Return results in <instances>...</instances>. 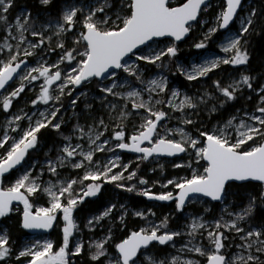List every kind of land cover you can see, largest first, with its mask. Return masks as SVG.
Here are the masks:
<instances>
[{
    "label": "snow or ice",
    "instance_id": "1",
    "mask_svg": "<svg viewBox=\"0 0 264 264\" xmlns=\"http://www.w3.org/2000/svg\"><path fill=\"white\" fill-rule=\"evenodd\" d=\"M15 6L0 0V222L19 213L29 235L0 228V264H264V71L249 48L264 0L214 15L212 0ZM163 158L191 174H140Z\"/></svg>",
    "mask_w": 264,
    "mask_h": 264
},
{
    "label": "trees",
    "instance_id": "2",
    "mask_svg": "<svg viewBox=\"0 0 264 264\" xmlns=\"http://www.w3.org/2000/svg\"><path fill=\"white\" fill-rule=\"evenodd\" d=\"M170 2L173 5H175L178 2V0H170ZM217 2H218V0L212 1L213 5H214V8L212 10H210V14L211 15L215 14V11H216L215 4ZM25 6H27L28 8H31L33 10V12H35L37 7H38V0H16V6L11 10L10 16L11 17H15L20 12V10L23 7H25ZM205 18H208V16L206 15ZM197 35H199V33H196L195 35L194 34H190L189 37L187 38L186 43H182L180 45V47L182 49V51H181V59L182 60H185V58L191 57V54L196 51L195 49L190 48V44L192 43V41L194 39H196ZM211 47L216 49V45L215 44L211 45ZM249 48H250V51L252 53L251 70L253 71V73L264 71V33H261L259 35L253 34L251 36V45L249 46ZM152 70L156 71V69H152ZM214 78H216V77H213V79ZM182 80H183V77H180L179 79H177V81H176L177 86H179V84H180V82ZM185 83H187V82H185ZM30 96H32V95H28L27 94L24 97V99L27 100L28 97H30ZM243 103H244V101L241 100V101L237 102L236 106L239 107ZM48 142L50 144L51 140H49ZM40 158L43 159V154L42 153L40 154ZM142 167H141V170H140V174H141V171H142ZM124 195L126 197L124 202L129 204L130 207H132V206L143 207L144 204H146V203L149 204V202L146 201L143 197H138V196H135L133 194H127V193H125ZM117 198H119V197H117ZM162 207H163L162 208L163 209L162 210L163 215L167 214L171 210V207H169V206L167 208H164V206H162ZM95 208H96V205H94V204L93 205H89L87 208H85L84 213H82V215L83 214H87L90 210H93ZM155 211L157 212L158 216H160L159 215L160 211H158L157 209H155ZM18 217H19V213L13 212L11 214V218L10 219H7V220H4V221L0 222V228H3V227L9 228L10 231H11L13 240L24 242L26 237H27V235L19 227ZM174 220L175 219H173V221H172L173 227H175ZM85 233H86V236H85L86 239L88 237H90V235H92L91 233H88V232H85ZM57 235H58V230H53V232L49 235V238L53 239V240H56L57 239Z\"/></svg>",
    "mask_w": 264,
    "mask_h": 264
},
{
    "label": "rangeland",
    "instance_id": "3",
    "mask_svg": "<svg viewBox=\"0 0 264 264\" xmlns=\"http://www.w3.org/2000/svg\"><path fill=\"white\" fill-rule=\"evenodd\" d=\"M3 35H4V33H3V32H0V40H2ZM216 50L219 51V49H218L217 47H216ZM52 59H55V55H54V54H53ZM182 62H187V61H186V59H185V60H182ZM220 75L223 76L224 73H220ZM214 77H215V76H214ZM214 79H215V78H214ZM90 88H91L92 90H94V86H91ZM190 91H193V90H190ZM27 94H28V95H33V93H31V92H28ZM23 103H24V101L22 100V101L20 102V105L23 106ZM94 107H95L97 113L103 111L102 109H100L98 103L95 104ZM83 109H84V104H83V103H80L78 111H79V110H83ZM66 115H67V118L71 121V123H74V122H75L74 119H72V117H73V113L71 112V110H69V112H68ZM0 121H2V117H0ZM82 122H83V121H82ZM175 123H176V121H172V124H175ZM129 156H131V155H129ZM187 159H188V157H187V156H184V160L187 161ZM167 161H169V160H167V159H161V161H160V163H163V164L165 165L163 171H161V169H160V168L158 167V165L155 164V163H145V164L141 165V167L143 166V167H142V171H141V175H145L146 177H149V178L155 179V178H157V177H160V178H163V177L171 178V177H173V176L176 175V174H179V175H181V176H184V175H190V174H191V172H190L189 169H187V168L175 169V168L172 167V164L169 163V162H167ZM178 162H179V161H178ZM153 167H156V168H157V172H156V173H152V172L150 171V169L153 168ZM159 190H161L159 185H156V187L153 188V191H159ZM148 202H149V201H148ZM151 203H152V202H149V204H151ZM167 207H168L167 205L164 206V208H167ZM20 208H22V205L20 206ZM162 208H163V207H157V208H156L158 211H160V212H159V213H160V214H159L160 216L163 215V212H162L163 209H162ZM170 211H171V210H170ZM170 211H169V212H170ZM193 211H195V212H199L201 215H209V218H210V214H205V213H204V206H203V205H200V204L190 205V206H189V212H193ZM215 215H216V216H219V210H218V209H217ZM181 223H183V222H181ZM174 225L176 226V221H175V220H174ZM85 232H87L86 229H85ZM102 234H103V229H97V230H96V235H97V236H100V235H102ZM90 236H91V235H90ZM48 238H49V237H48ZM186 240H187V237H185V238H184V241H182V242H185ZM204 242L207 243V241H204ZM179 247H180V244L178 243V244H177V248H179ZM201 259H203V258H201Z\"/></svg>",
    "mask_w": 264,
    "mask_h": 264
},
{
    "label": "water",
    "instance_id": "4",
    "mask_svg": "<svg viewBox=\"0 0 264 264\" xmlns=\"http://www.w3.org/2000/svg\"><path fill=\"white\" fill-rule=\"evenodd\" d=\"M212 1H214V0H212ZM127 155H132V154H127ZM183 155V154H182ZM163 159H167V160H171V159H173V158H163ZM15 206V205H14ZM23 230V229H22ZM25 233H26V231L25 230H23ZM52 233V231L48 234V236L50 235ZM26 235H29L28 233H26Z\"/></svg>",
    "mask_w": 264,
    "mask_h": 264
},
{
    "label": "flooded vegetation",
    "instance_id": "5",
    "mask_svg": "<svg viewBox=\"0 0 264 264\" xmlns=\"http://www.w3.org/2000/svg\"><path fill=\"white\" fill-rule=\"evenodd\" d=\"M19 207L21 206V205H18ZM53 232V231H52ZM28 236V235H27ZM49 237V236H48Z\"/></svg>",
    "mask_w": 264,
    "mask_h": 264
}]
</instances>
